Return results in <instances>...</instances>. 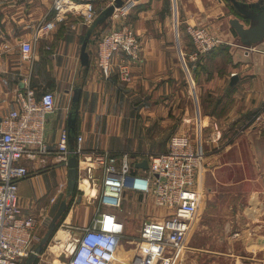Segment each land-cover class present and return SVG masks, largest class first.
Instances as JSON below:
<instances>
[{
  "label": "crops",
  "instance_id": "obj_1",
  "mask_svg": "<svg viewBox=\"0 0 264 264\" xmlns=\"http://www.w3.org/2000/svg\"><path fill=\"white\" fill-rule=\"evenodd\" d=\"M79 1H92L99 14L115 0ZM237 1H260L255 10H264V0ZM52 5L53 0H0V116L15 107L14 90L30 77L34 87L55 93L56 109L48 114L46 126L51 149L57 148L65 130L71 145L80 133L87 148L114 151L161 152L176 133L200 134L207 149L203 164L207 193L192 230L198 228L203 213L226 217L227 240L242 239L256 247L253 256H241L264 264V39L246 44L231 24L236 16L246 26L253 21L235 4L232 13L224 0H137L128 19L142 41L141 56L134 60L124 51L116 53L112 72L106 76L96 63L95 42L110 24L109 18L87 45L88 64L82 63L81 53L90 24L80 16L58 23L35 42L34 62L23 60L21 41L32 38L37 24L52 16ZM189 23L208 27L225 42L198 64L189 62L195 84L186 79L187 86L183 55L188 57L194 49ZM122 62L130 68L129 80L118 70ZM110 121L114 130L107 127ZM125 133L131 135L128 143L119 139ZM24 163L31 173L19 182L21 204L35 215L50 216L52 204L67 189L69 165L50 160L40 169L35 160ZM85 201L84 192L80 198L75 192L61 219L74 230L75 238L80 236L77 226L89 224L95 212L96 205ZM235 221L236 228L229 231ZM47 228L37 229L40 238L34 240L35 247ZM206 228L211 234L213 229ZM50 239L41 255L59 260L48 249Z\"/></svg>",
  "mask_w": 264,
  "mask_h": 264
},
{
  "label": "built area",
  "instance_id": "obj_2",
  "mask_svg": "<svg viewBox=\"0 0 264 264\" xmlns=\"http://www.w3.org/2000/svg\"><path fill=\"white\" fill-rule=\"evenodd\" d=\"M136 4L137 0H125L122 6L115 7L109 17L110 24L96 39V63L106 76L112 72L116 53L124 51L134 60L141 56L142 41L128 19ZM52 9V16L37 24L33 37L21 41L23 60L34 62V43L58 23L80 16L91 24L98 15L92 1L53 0ZM187 30L194 50L187 59L183 55L185 61L197 63L223 43L202 24L189 23ZM118 68L123 79L129 80L128 64L122 62ZM13 96L15 107L0 116V264H24L36 251L34 240L40 238L37 229L50 222L49 215L40 217L21 204L19 182L31 173L24 160H35L41 169L50 160L67 166L72 156L77 158L78 187L88 201L96 200V208L89 224L77 226L79 237H74V230L66 223H61L51 236L47 246L52 253L54 246H59L60 252L55 254L59 261L62 264H113L127 238L136 243L131 264H174L203 203L206 150L202 136L197 134L196 140L189 132L176 133L171 136L168 149L161 152L114 151L87 148L80 133L72 146L69 131L65 130L57 148L51 149L46 126L48 114L56 109L55 93L39 90L30 77H25ZM145 159L148 168L137 165ZM126 190L151 196L157 206L164 208V215L143 221L137 236L127 235V220L119 212ZM61 229L69 232V237L63 241L57 238ZM38 256L41 259L35 264L45 262L43 254L38 253Z\"/></svg>",
  "mask_w": 264,
  "mask_h": 264
},
{
  "label": "rangeland",
  "instance_id": "obj_3",
  "mask_svg": "<svg viewBox=\"0 0 264 264\" xmlns=\"http://www.w3.org/2000/svg\"><path fill=\"white\" fill-rule=\"evenodd\" d=\"M224 1L227 4L229 2L230 5L229 7H231L230 9L232 10V13H235L236 9L234 7L232 0L231 1L224 0ZM233 15L234 14H232V16ZM184 68L187 69V70L185 69V73H184V76H186V78L184 77L183 80L185 81V84L187 85L188 82V81L186 82V79L187 80L189 79L190 83L195 84L193 73L191 67L189 66L188 60L185 61ZM187 86H189V84ZM191 90H193V88ZM191 90H190V94L192 95L194 91ZM107 127L110 130L115 129V126L113 125L112 121L109 122V125ZM197 134L198 133H194V132L192 133V137L196 140L198 137ZM130 137H131L130 134L125 133L119 139L121 140L122 143H128L130 141ZM204 149L207 150L206 147ZM96 184H98V182ZM77 188L80 198L84 191L82 189L79 190L78 185ZM86 188L90 193L91 192L94 193L93 189L87 186ZM81 190L83 192H81ZM204 192L207 193L206 187L204 188ZM127 193H125L126 199L123 203L122 210H120L119 212L120 214H122L123 217L125 216L128 218L127 219L128 224L126 227L127 235L137 236L141 232L143 221L145 219L153 218L155 216L159 217L158 215H164V213L162 212L164 208L157 206L156 203L154 202L153 197L151 196H147V197L139 196L138 194L129 191ZM95 202L96 200L92 199V201H87V202L85 201L83 202V204L87 203V205L93 207L95 205ZM201 216L202 218L198 219V221H200L198 228L197 229L194 228L193 230H191L187 240L185 241L184 246L182 247L181 250L178 251L177 256H179V258L174 264H180V260L182 256H183V261H182L183 263L181 262V264H255L254 259L251 258L248 259V257H244L241 255L243 254L245 256H253L254 254L253 250L254 249L258 250L256 249V247L252 248L244 244L242 242V239L234 240V242L233 241L230 242L229 240H227L225 232H227L228 229L225 228V223L226 221L229 220L228 218L226 217L223 218V216L210 217L205 213L201 214L200 217ZM211 220L214 221L215 223L214 226H211ZM235 222L236 225H231L229 231L236 228L237 221ZM206 223H208L209 225H207ZM196 224H198V222ZM206 227H211L210 230L213 229L215 230V232L212 230L211 234H209ZM223 228L227 229V231L226 230L223 231ZM236 233L237 232H234L232 235L236 236ZM218 239L219 240L221 239L222 241L221 240L218 241ZM211 240H214V242H212ZM216 241L218 242L216 243ZM58 247H59L58 245L54 246L56 252V253L54 252L55 254L60 252V249H58ZM135 247H136L135 242L131 243L127 240V238H124L119 253L116 255V260L114 264H131L130 258ZM47 255L48 254L44 255V258L47 259V261L45 260V262H42L41 264H54V262L62 264V262L59 261L57 258L50 260V258H47Z\"/></svg>",
  "mask_w": 264,
  "mask_h": 264
},
{
  "label": "water",
  "instance_id": "obj_4",
  "mask_svg": "<svg viewBox=\"0 0 264 264\" xmlns=\"http://www.w3.org/2000/svg\"><path fill=\"white\" fill-rule=\"evenodd\" d=\"M124 2L125 0H115L113 3H111L106 8H104L97 15L95 20L90 24L87 30L85 39L83 41V46H82L81 59H82L83 64L89 63L90 55H89V51L87 50V45L90 39L94 35L97 34L96 29L108 17L111 16L113 11L115 10V7L122 6ZM233 2L242 15L250 18V20L253 21L252 25L246 26L245 22L242 21L239 16H236L231 19V24L235 28V30L238 32L241 40L246 44L255 43V42H259L263 40L264 39V10L261 12H256L255 10L256 7L259 5L260 1L248 3V2H243V1L239 2L237 0H233ZM77 95H75V99H78ZM73 145L74 144H72V146ZM68 165H69V177H68L67 189L66 191L60 192L57 199L52 204L51 209H50L51 220L48 224V228L45 234L43 235L39 246L35 248L36 251L27 258L24 264H35L38 258V253H41L45 244L48 242L50 237L54 234L58 226V222L60 221L62 216L65 214V212L68 210L70 200L72 199L74 190L77 186L78 167H77L76 156L71 157V159L68 162ZM137 165L148 168V162L146 159L141 162H138ZM79 233L80 231L78 232V234Z\"/></svg>",
  "mask_w": 264,
  "mask_h": 264
},
{
  "label": "bare ground",
  "instance_id": "obj_5",
  "mask_svg": "<svg viewBox=\"0 0 264 264\" xmlns=\"http://www.w3.org/2000/svg\"><path fill=\"white\" fill-rule=\"evenodd\" d=\"M209 31L211 32V35H214V36H216V37H219L221 40H222V42H225V40H224V38L222 37V36H220L219 34H217L215 31H213V30H211V29H209ZM194 50V49H193ZM193 52V51H192ZM191 53V52H190ZM189 53V54H190ZM188 55V54H187ZM184 56H186L185 54H184ZM69 236V233H68V231H66V230H59L58 231V234H57V238H60L61 239V241H63V240H66V238ZM116 258V257H115ZM114 261H115V259H114ZM113 261V262H114Z\"/></svg>",
  "mask_w": 264,
  "mask_h": 264
},
{
  "label": "trees",
  "instance_id": "obj_6",
  "mask_svg": "<svg viewBox=\"0 0 264 264\" xmlns=\"http://www.w3.org/2000/svg\"><path fill=\"white\" fill-rule=\"evenodd\" d=\"M228 1H231V0H228ZM108 18H109V17H108ZM108 18H107V19H106L101 25L105 24V23L108 21ZM101 25H100V26H101ZM100 26H99V27H100ZM99 27H98V28H99ZM98 28L96 29L97 33H98ZM219 46H220V45H219ZM217 47H218V46H217ZM215 48H216V47H215ZM215 48H214V49H215ZM214 49H213V50H214ZM200 61H201V60H200ZM200 61H198V62H200ZM197 64H198V63H197ZM77 191H78V189H77V186H76V188H75V190H74V193L77 192ZM71 201H72V199L70 200V204H71ZM70 204H69V207H70ZM69 207H68V208H69ZM66 212H67V211H66ZM66 212H65V214H66ZM65 214H64V215H65ZM64 215H63V216H64ZM63 216H62V217H63ZM61 219H62V218H61ZM61 219H60V221L58 222V226H57V228L59 227V225H60V223H61ZM57 228H56V230H57ZM56 230H55V231H56Z\"/></svg>",
  "mask_w": 264,
  "mask_h": 264
},
{
  "label": "flooded vegetation",
  "instance_id": "obj_7",
  "mask_svg": "<svg viewBox=\"0 0 264 264\" xmlns=\"http://www.w3.org/2000/svg\"><path fill=\"white\" fill-rule=\"evenodd\" d=\"M257 7L260 8V5H258Z\"/></svg>",
  "mask_w": 264,
  "mask_h": 264
}]
</instances>
